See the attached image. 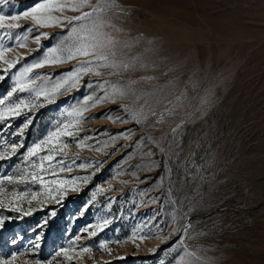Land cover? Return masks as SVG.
I'll return each mask as SVG.
<instances>
[{"label":"rangeland","instance_id":"rangeland-1","mask_svg":"<svg viewBox=\"0 0 264 264\" xmlns=\"http://www.w3.org/2000/svg\"><path fill=\"white\" fill-rule=\"evenodd\" d=\"M44 2L0 0V15H22ZM116 4L105 16L118 30L106 29L120 41L114 59L135 67L85 73L78 86L61 88L50 102L20 91L17 81L26 67L67 39L68 26L37 28L31 18H21L7 21L19 27L0 29V45L12 49L0 59V112L21 101L32 106L16 116L5 113L0 121V154L21 145L0 161V179L39 171L32 165L48 154L49 145L31 158L28 149L70 124L74 137L63 135L52 145H69L52 161L57 170H66L44 175L75 180L52 191L53 198L38 184L5 183L10 191L41 195L14 202L21 208L17 212L0 208V259L264 264V0ZM17 41L27 46L18 47ZM5 61L15 63L9 67ZM79 63L34 68L28 78L35 83L27 88L51 95L55 83ZM114 88L126 93L115 102ZM106 95L108 102L85 104L89 96ZM83 108L88 110L81 117L75 110ZM63 250L67 256L58 255Z\"/></svg>","mask_w":264,"mask_h":264},{"label":"snow or ice","instance_id":"snow-or-ice-1","mask_svg":"<svg viewBox=\"0 0 264 264\" xmlns=\"http://www.w3.org/2000/svg\"><path fill=\"white\" fill-rule=\"evenodd\" d=\"M7 2V0H3ZM118 8L116 0H97L96 3H93L92 0H45L44 3H40L37 6L33 7L30 11L24 12L22 15L15 16H5L0 15V29H12L19 27L18 24L7 23V21H19L21 18H31L34 22V26L37 28H46V27H64L68 26V32L70 35L67 36L65 41H61V44L57 47H54L50 50L47 56L42 61H39L36 64H33L29 67H26L23 72L20 73V76L17 81V88L20 91H31L34 92L36 97L44 96L45 100L49 102L51 99H54V94L57 93L61 88H64L65 91L70 90L71 87L78 86L79 79L83 74L94 72L96 75H102L99 71L101 67L111 68L116 71H126L130 68H134V64L128 63H117L114 57L116 56V48L120 41L116 36L107 31L106 29H115V26L108 23L105 19V16L108 12ZM87 9V10H86ZM67 12H74L77 15L68 16ZM32 29H28L30 32ZM8 34V33H6ZM46 35V34H45ZM27 36L24 37V40H27ZM40 37H36L35 40L39 43ZM138 42L134 41L132 43H126L125 47L133 46V43ZM18 47H26L27 45L17 41ZM12 51L11 48H5L3 45H0V59H3V54L6 52ZM60 53V55H57ZM71 60H79L80 63L77 67L69 72L68 75L64 76L61 80H58L53 88L50 90L51 95L48 90L43 88L41 89H29L27 85L30 83H35V80L28 78V73H30L34 68H40L49 63H64ZM6 64L11 67L15 62L5 61ZM141 68H147V65H141ZM6 71V69H5ZM3 77H0L2 79ZM40 78V77H37ZM145 79H153V77H145ZM132 83H135L133 81ZM67 85L68 87H64ZM125 90L114 88L111 94V98L117 96H124ZM11 95V93L9 94ZM110 99L109 96L96 97L93 98L89 96L85 101L87 104L88 101H92L90 106H97L100 103L108 102ZM0 104H3V101L0 100ZM32 106L28 105L25 101H21L18 104H13L10 107L4 109L3 112H0V121L5 119V113H9L12 116L20 114L22 108H31ZM87 108L76 109L75 112L82 117V112L87 111ZM127 110V109H126ZM71 114V113H70ZM110 118V117H108ZM80 121L78 120L77 123ZM28 123H31L29 120ZM72 126L70 124H63L61 127L57 128L55 131L49 133V135L35 144L32 148L28 149L27 157H35L39 152L44 150L45 145H49L47 148L48 154L41 156L39 164H33L34 169L39 171H33L27 174H21L20 176H7L0 179V208L7 207L10 211H20L19 206L14 207L13 203L16 202L17 205L19 202L24 201L26 197H31L36 199L41 195V192H21L15 190H9L5 187V183L8 185L16 184H38L45 188L44 195L51 197V193L54 190H59L63 188L65 184L72 183L75 184V180L68 181L64 179H45V173L47 175L55 177L57 171L63 172L66 169L57 168L52 166V161L55 159L57 154L63 153V149L67 148L69 145L66 142H61L58 147H53V141L59 140L63 135L68 137H74V131L69 130ZM21 145L13 144L11 145L10 152H5L0 154V161H3L9 158L11 155L17 152L18 147ZM45 161L48 162V166L45 167ZM62 162V161H61ZM71 170V169H67ZM79 180H88L89 177H77ZM53 184L56 185V189L48 188L47 185ZM73 190H76L74 187ZM10 197V198H9ZM31 203V200H29ZM55 215V213H52ZM107 223V221H105ZM4 226V220L0 218V228ZM141 240L146 239L147 237H139ZM79 239V237H77ZM36 247H39L37 242ZM101 247H105L101 245ZM82 251L88 252L90 249L83 248ZM58 255H68L67 250H63ZM189 256H194V253H187ZM70 259V257H69ZM16 260V256H13L10 260L0 259V264H13ZM39 264V262H37ZM183 264V262H182Z\"/></svg>","mask_w":264,"mask_h":264},{"label":"trees","instance_id":"trees-1","mask_svg":"<svg viewBox=\"0 0 264 264\" xmlns=\"http://www.w3.org/2000/svg\"><path fill=\"white\" fill-rule=\"evenodd\" d=\"M17 1H19V0H17Z\"/></svg>","mask_w":264,"mask_h":264}]
</instances>
